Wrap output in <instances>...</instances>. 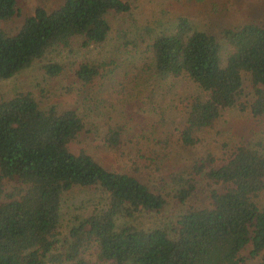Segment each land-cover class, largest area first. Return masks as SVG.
Returning <instances> with one entry per match:
<instances>
[{"label": "trees", "instance_id": "trees-1", "mask_svg": "<svg viewBox=\"0 0 264 264\" xmlns=\"http://www.w3.org/2000/svg\"><path fill=\"white\" fill-rule=\"evenodd\" d=\"M130 8L128 0H63L50 10L37 6L16 32L0 27V77L29 66L54 45L69 46L74 38L82 46L102 42L110 30L105 14ZM16 11L17 0H0L1 19ZM220 33L229 48L224 65L216 34L194 26L186 15H178L173 29L157 32L149 44L156 73L186 76L199 89L180 98L186 110L180 138L187 144L195 142V130L213 125L227 107L264 115V24L244 22ZM103 64L82 61L75 74L93 82ZM44 68L56 75L62 65L48 62ZM245 79L250 91L242 99ZM84 126L75 108L42 109L28 91L0 100V264H245L247 243L251 255H259L258 264H264V202L257 200L264 190L262 139L238 144L219 165L208 151L193 161L187 176L180 174L173 196L181 203L195 191L197 175L221 188H209V205L187 206L170 234L159 226L117 223L118 217L161 210L167 195L132 172L105 167L85 150L73 152L68 143ZM123 127L109 126L108 145L122 142ZM75 185H99L108 201L77 218L67 250L53 253L61 197ZM92 245L96 261L80 256Z\"/></svg>", "mask_w": 264, "mask_h": 264}, {"label": "rangeland", "instance_id": "rangeland-1", "mask_svg": "<svg viewBox=\"0 0 264 264\" xmlns=\"http://www.w3.org/2000/svg\"><path fill=\"white\" fill-rule=\"evenodd\" d=\"M63 0H17V11L7 19L0 18V27L14 33L24 18L37 6L47 10ZM131 8L124 12L108 11L110 24L106 38L87 46L74 38L69 46L54 45L29 66L9 77H0V100L17 91H28L42 109L54 105L62 110L75 108L85 126L69 141V148L77 153L85 150L105 167L132 172L144 182L161 189L167 202L159 210H143L129 218L118 217L117 223H132L138 227L159 226L171 234V226L189 205H209L211 186L221 188L202 175H197V187L189 199L181 203L174 196L180 186L179 176H187L194 160L211 151L215 164L240 143L264 141V115L254 117L239 105L221 111L213 125L195 130V142H182L186 110L180 98L198 92L197 85L186 76L174 77L156 73L151 67L149 44L162 29L172 30L178 15H186L199 29L216 34L220 47V63L227 61L229 51L221 37L223 27L244 22L264 24V0H128ZM82 61L103 62L101 74L93 82H82L75 70ZM62 65L56 75L46 73L44 65ZM249 82L244 80L242 99L248 97ZM124 125L122 142L115 147L107 144L108 128L116 123ZM166 139L167 144L157 143ZM12 182H7L11 187ZM257 200L264 202V190ZM107 192L99 185H75L61 197L57 239L53 253L65 252L69 229L77 218L103 208ZM251 245L242 250L245 264H258L259 255H251ZM95 246H86L80 256L96 261ZM43 264H56L45 261Z\"/></svg>", "mask_w": 264, "mask_h": 264}]
</instances>
